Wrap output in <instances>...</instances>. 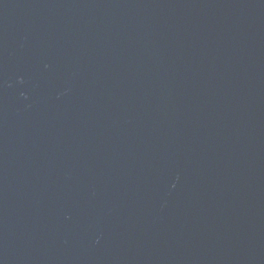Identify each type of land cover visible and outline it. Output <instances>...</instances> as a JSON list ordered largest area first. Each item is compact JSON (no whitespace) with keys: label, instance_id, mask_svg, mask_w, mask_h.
<instances>
[{"label":"water","instance_id":"water-1","mask_svg":"<svg viewBox=\"0 0 264 264\" xmlns=\"http://www.w3.org/2000/svg\"><path fill=\"white\" fill-rule=\"evenodd\" d=\"M0 264H264V0H0Z\"/></svg>","mask_w":264,"mask_h":264}]
</instances>
